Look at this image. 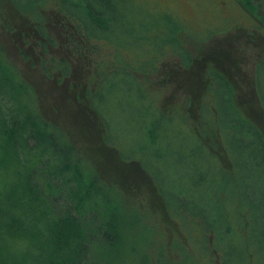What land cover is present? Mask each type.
I'll use <instances>...</instances> for the list:
<instances>
[{
  "label": "trees",
  "instance_id": "1",
  "mask_svg": "<svg viewBox=\"0 0 264 264\" xmlns=\"http://www.w3.org/2000/svg\"><path fill=\"white\" fill-rule=\"evenodd\" d=\"M10 1L15 9L35 26L43 56L50 54V47L61 46L59 39H64L63 42L68 41L65 48L77 56L89 58L90 55L100 53L97 55L100 58L97 68H92L93 74L89 77L90 82L97 84V90L93 92V89H88L85 98L80 99L92 112L100 116L106 132V121L93 105L91 97L101 91L108 75L121 72L127 73L132 82L138 84L139 80L138 85L141 86L144 94L142 98H144L148 96L147 91L150 90H146L145 83L138 78V75H143L142 78L144 77V81L148 83L151 76L164 74L162 71L166 65L160 67V64L168 58L166 53L157 56L160 59L156 67L148 71L149 74L148 69L144 70L143 74L129 73L128 62L122 61L123 36L129 41L137 40L141 44L146 43L148 47L159 48L158 50H162V45L179 44L181 41L182 45L179 49H184V57L185 52L188 54L189 63L183 62V55L176 52L178 49L171 54L180 57L181 68L190 69V64H195L194 56H191L186 49L187 38L183 36V28L180 25L184 23L174 22L172 16L163 14L166 21L163 28L158 24L155 28L151 24L150 28L144 29V25L135 23L131 16L134 10L133 0H29L23 6L25 0ZM239 1L253 16L259 17V14L264 13V0ZM50 19L57 20L55 28L51 26L55 33L49 28ZM140 28L142 32L138 34ZM159 28L161 31L158 33L166 32V36L164 33V37L151 36L154 34L152 31H158ZM104 49L108 50V54L106 51L105 54L102 53ZM44 60L43 58L42 63H45ZM44 63L48 76L52 75L51 68L61 70L66 75L70 72V65L65 59L52 57L49 64ZM262 63V61L256 63L255 69L257 70V66ZM170 69L172 68L169 67L168 70ZM209 70L212 73L206 78L205 91L211 96L215 94V90L223 89L224 95H229L231 98L232 113L228 123L218 126L219 123L215 121L218 120L219 113L214 111L213 106H208L210 100L201 103V93L198 90L185 100L189 103V107L197 110L196 119L191 116V112L186 114L185 111L182 112L190 127V133L196 140L191 143V151L187 156L192 160L193 166L199 163L209 166L206 168L209 181L212 180L209 175H220L222 179V185L213 199L223 210L219 211L220 213L209 211L207 216L210 224L206 230L196 236L198 251L202 254L198 261L209 263L215 260L219 264H238L232 261L233 257L226 256L221 243L227 236L241 237L243 241L247 228L255 227L262 230L264 214L252 215L251 209L245 210L241 192H238V197L234 199L236 211L228 201L227 194L230 188L233 190L236 186L239 188L238 184L234 188L231 186L237 183L234 176L235 161L232 158L234 155L232 145L236 144L239 133L242 137L245 135L252 138L244 143L250 151L244 164L256 163L261 167L264 165V131L238 106L230 80L214 68ZM166 80H169L168 76ZM12 90L17 91V99L12 94ZM157 91L160 92V102L157 107L162 111L164 91L162 89ZM137 92L139 93L138 90ZM22 96L25 99L23 106L19 103ZM28 98L30 104L27 103ZM175 105H171L167 112L168 115L172 113V117L176 113ZM154 106L156 105L153 103L152 109ZM252 106L257 108L256 111L259 113L257 114L264 119V107L261 103ZM222 126L224 129L221 128ZM110 138L106 135L104 142L114 146ZM208 140L211 141L210 144L207 143ZM153 143L158 145L159 140L155 139ZM238 155L247 156V153L239 150ZM15 157L20 161L16 166L12 164V159ZM120 158L123 163H139L141 169L147 172L141 162L124 159L121 154ZM226 160L231 164L230 169L225 166ZM210 171L212 174H209ZM147 173L158 194L163 198L169 214L172 213L171 216L179 220L186 229L188 226L200 225L201 214L193 212L194 205L180 201L181 196L188 197V191L181 189L179 193L181 196L170 200L165 196L163 187L156 183V178ZM248 180L252 182L250 177ZM113 186L117 189L121 187L120 183L110 181L105 176L67 132L44 119L40 114L36 92L24 82L17 67L9 61L0 39V264H106L103 261L93 260L92 246L93 244L97 247L104 244L112 247L118 245L122 240L121 231L124 226L129 231L136 227L141 228L139 244L142 245L136 250H125L118 254L116 261L107 264H172V261H165L166 249L163 247L157 249L156 261H154V254H150L152 249L156 250L153 248L154 229L145 222L148 215L139 210L138 206L135 208L131 206L129 208L131 215L123 216L119 212L121 206L115 202L116 199H112ZM124 193L125 190L121 188L118 193L120 200L128 199ZM256 199L259 200V196H256ZM186 222L192 223L187 225ZM262 234L261 245L253 248L249 247L248 243L245 250L246 261H240L242 263L239 264H264V261L259 260H264V232ZM211 235L214 236L212 242L209 238ZM176 244L185 251L183 244ZM210 244L213 246L212 250L208 248ZM259 253L263 256H258ZM191 254L192 252L186 251L184 261L175 264H202L195 263Z\"/></svg>",
  "mask_w": 264,
  "mask_h": 264
},
{
  "label": "rangeland",
  "instance_id": "2",
  "mask_svg": "<svg viewBox=\"0 0 264 264\" xmlns=\"http://www.w3.org/2000/svg\"><path fill=\"white\" fill-rule=\"evenodd\" d=\"M26 1L29 0H25L22 6ZM132 3L133 21L143 24L144 29L152 25L156 28V24L163 28L166 24L163 14L172 16L174 22L186 24L180 23L183 36L187 38L186 40L184 38L186 49L194 56L195 64L191 63L190 69L181 68L180 57L171 54L178 49L176 52L183 55L184 49H179L181 41L179 44L162 45V50H158L159 48L148 47L146 43L141 44L137 40L129 41L123 36L124 53L121 59L128 62L129 73L143 74V71L148 69L149 74L148 71L156 67L160 59L157 56L166 53L168 58L160 64V67L166 65L162 71L164 74L151 76L148 83L144 81V77L142 78L143 75H138L145 83L146 90H150L147 91L148 96L144 98L141 86L138 85L139 80L138 84L132 82L127 73L121 72L108 75L101 91L91 97L93 105L106 121L107 132L100 116L92 112L80 99L85 98L88 89H93V92L97 90V84L90 82L89 77L93 74L92 68H97L100 61L97 56L99 52L97 55H90L89 58L77 56L65 48L68 41L63 42L64 39H59L61 46L50 47V54L43 56L35 26L15 9L10 0H0L1 43L9 61L17 67L24 82L36 92L39 112L44 119L67 132L110 181L120 183L121 187L117 189L113 186L111 189L112 199H116L115 202L121 206L119 212L129 217L131 215L129 208L138 206L139 210L148 215L145 222L154 229L153 248L156 250L150 251V254H154V261L157 249L163 247L166 249L165 261H172V264L184 261L186 251L192 252L195 263L219 264L215 260L209 263L198 261L202 254L198 251L196 236L210 224L207 216L209 211L220 213L219 211L223 210L213 199L222 185V179L220 175H209L212 179L209 181L206 176V168L209 166L204 163L193 166L192 160L187 156L191 151V143L196 140L193 139L182 112L185 111V114L191 112V116L196 119L197 110L189 107L185 100L198 90L201 93V103L210 100L208 106H213L214 111L219 113L217 121L213 117V120L219 123L218 126L228 123L232 113L230 96L224 95L221 88L219 90L216 88L215 94L211 96L205 91L206 78L212 73L209 69L214 68L230 80L238 106L264 131V119L258 115L257 108L252 106L261 103L264 107V13L260 12L263 14H259V17L253 16L239 0H133ZM56 21L49 20L51 31L54 30L52 27L55 28ZM161 28L152 31L154 34L151 36L164 37L163 33L166 36V32L158 33ZM140 32L141 28L138 34ZM104 51L108 54V50H103L102 53L105 54ZM52 57L65 59L70 65L69 74L51 68L52 75L48 76L42 61L44 58V64H49ZM189 61V56L185 52L183 62ZM259 61L263 63L257 66L256 70L255 66ZM169 67L172 69L168 70ZM178 67L181 69L178 70ZM167 76L169 80H166ZM157 89L164 91L162 111L157 107L160 102V92ZM12 94L17 99V91L12 90ZM19 100L20 102L18 100L17 102L23 106L24 97H20ZM27 103L30 104L29 98ZM153 103L156 106L152 109ZM171 105H175L174 117L171 116L172 113L170 115L167 113ZM221 128L224 129L223 126ZM106 135L111 137L114 146L104 142ZM155 139L159 140L158 145L153 143ZM249 140L252 138L245 135L242 137L239 133L236 144L232 145L234 176L237 183L231 186L234 188L238 184L239 188L237 186L234 190L230 188L229 194H225L234 211H236L234 199L238 197V192H241L245 210L251 209L252 215L264 214V165L259 167L256 163L244 164L250 152L244 143ZM207 143L210 144L211 141L208 140ZM239 150L246 152L247 156H239ZM120 154L124 159L141 162L145 170L156 178V183L163 187L165 196L170 200L181 196L179 195L181 189L188 191V197L181 196L180 201L194 205L193 212L201 214L200 225L188 226L186 229L179 220L171 216L172 213L169 214L149 174L141 169L139 163H123ZM12 164L16 166L20 161L15 157ZM225 166L230 169V162L226 160ZM209 174H212V171ZM121 188L125 190L124 195L128 196V201L120 200L118 193ZM256 196H259V200ZM186 223L188 225L192 222ZM261 228L262 230L255 227L247 228L243 241L241 237L227 236L221 243L226 256L233 257L232 261L238 264L242 263L240 261H246L245 250L248 243L249 247L254 248L260 246L263 241L264 225ZM140 230L141 228L136 227L129 231L124 226L121 231L122 240L114 247L107 244L97 247L93 244V260L107 264L116 261L118 254L125 250L138 249L142 245L139 244ZM209 238L211 242L214 240L213 235ZM176 243L183 244L185 251ZM208 248L212 250L213 246L210 244ZM258 256L263 255L259 253Z\"/></svg>",
  "mask_w": 264,
  "mask_h": 264
},
{
  "label": "flooded vegetation",
  "instance_id": "3",
  "mask_svg": "<svg viewBox=\"0 0 264 264\" xmlns=\"http://www.w3.org/2000/svg\"><path fill=\"white\" fill-rule=\"evenodd\" d=\"M256 67V66H255ZM255 82V81H254Z\"/></svg>",
  "mask_w": 264,
  "mask_h": 264
}]
</instances>
